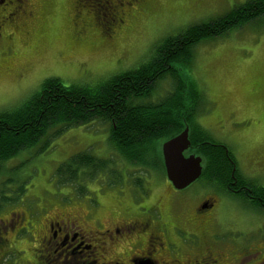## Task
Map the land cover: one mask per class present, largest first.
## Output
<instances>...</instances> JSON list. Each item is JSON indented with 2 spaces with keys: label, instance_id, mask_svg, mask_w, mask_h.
<instances>
[{
  "label": "rangeland",
  "instance_id": "obj_1",
  "mask_svg": "<svg viewBox=\"0 0 264 264\" xmlns=\"http://www.w3.org/2000/svg\"><path fill=\"white\" fill-rule=\"evenodd\" d=\"M78 3L77 9L85 12L84 16L78 12L83 17L78 26H84L82 33L74 26ZM174 3L152 4L146 15L133 19L131 27H112L109 37L108 14L95 0H37L34 19L16 26L14 36L5 37L0 45L1 51L6 40L16 51L0 55V110L38 92L47 78H58L65 86H95L148 60L154 46L170 33L218 20L232 6L237 13L241 6L255 2L180 0L176 7ZM90 9L98 14L89 15ZM191 51L190 66L177 67L187 90H199L196 121L212 140L228 148L238 178L264 187V14L228 34L197 43ZM175 86L177 81L170 77L157 81L143 103L160 101ZM45 140L0 165V197L8 199L0 200V264H52L39 239L45 234L44 219L57 212L70 218L89 214L88 229L101 231L97 227L109 223L111 211L130 207L132 193H144L138 199L143 204H159L161 212L171 208L176 218L184 219L203 187L215 186L203 179L178 191L160 170L128 165L110 147L108 125L98 121L64 130L41 152ZM81 152L110 164L94 179L80 169L78 180L57 183L56 169ZM221 201L218 224L222 230L224 226L264 240V211L257 212L230 196ZM15 212L23 213L28 227L32 225L28 231H12L14 224L22 222Z\"/></svg>",
  "mask_w": 264,
  "mask_h": 264
},
{
  "label": "trees",
  "instance_id": "obj_2",
  "mask_svg": "<svg viewBox=\"0 0 264 264\" xmlns=\"http://www.w3.org/2000/svg\"><path fill=\"white\" fill-rule=\"evenodd\" d=\"M244 8L248 13L231 12L223 19L234 18L230 26L236 28L264 14V3H246L238 10ZM223 19L208 26H189L175 35H168L154 46L148 60L95 86H65L55 77L43 80L38 92L15 106L0 110V165L20 153L30 152L43 139L46 140L41 152L64 130L98 121L108 125V143L120 159L130 166L150 167L164 174L160 143L188 127V154L202 158V180L225 189L231 182V174L235 177L237 174L234 158L225 145L212 140L196 121L199 90H187L177 67L190 66L191 49L197 43L225 34L227 27L217 31ZM165 77L177 81V86L160 101L143 103L150 97L154 84ZM109 164L110 160L99 159L89 152L75 154L56 169L57 183L78 180L80 169L89 171L94 179L96 173ZM237 180L264 201V187L244 179ZM23 191L21 187L20 192ZM0 200L8 199L4 195ZM243 201L259 208V204L252 205L249 199L243 198Z\"/></svg>",
  "mask_w": 264,
  "mask_h": 264
},
{
  "label": "flooded vegetation",
  "instance_id": "obj_3",
  "mask_svg": "<svg viewBox=\"0 0 264 264\" xmlns=\"http://www.w3.org/2000/svg\"><path fill=\"white\" fill-rule=\"evenodd\" d=\"M95 1L100 4L104 13L108 14L109 37L112 34V27L116 28L115 30L131 27L133 19L146 15L152 4L157 5L160 2V0ZM174 1L176 7L180 0ZM253 1L257 3L260 0ZM36 3L37 0H0V45L5 37L14 36L17 32L14 29L16 26H22L26 20L31 22L34 19ZM77 6L80 7V3L75 5L74 16L77 15V24L74 26L76 25L77 30L82 33L84 26L79 28L78 26L83 17L78 12L83 16L85 12L78 10ZM38 7L40 9V3ZM231 8L227 15L234 12L235 7ZM247 10L244 8L235 14L248 13ZM89 13L91 16L98 14L91 9ZM236 15L234 17H237ZM215 21L202 22L198 25L208 26ZM233 22L234 18L223 19L217 31L220 32L227 27L225 34H228L234 29L230 26ZM186 28L185 26L169 35H175ZM5 42L6 46L1 49L0 55L9 52L16 54L15 47H9L10 44L6 40ZM233 175L231 174V182L225 189L218 185L203 187V192L192 209L190 208L191 211L185 210L189 212L184 213V219L176 218L171 213V208L161 212L159 204H143L138 199H143L144 193L136 196L132 193L129 196L130 207L125 206L111 211L109 223L105 227L102 223L97 227L101 231L88 229L89 214L70 218L69 215L63 216L57 212L44 219L45 234L39 239L40 243H43L42 250L48 261L49 258L52 260V264H264V240L257 241L248 235L249 232L235 233L226 230L224 226L222 230L218 224L221 220L218 211L219 207L222 208L221 199L229 200V196L241 204H245L243 198L249 199L252 205L259 204V208L252 209L264 211L262 198L260 196L256 198L252 194L253 190L247 185H240L236 178L238 176ZM198 181H202V178ZM207 193L209 195H206ZM13 215L17 219H22L17 227L16 224L12 226L15 233L28 231L32 227V225L28 227V222L24 221L23 213L15 212Z\"/></svg>",
  "mask_w": 264,
  "mask_h": 264
},
{
  "label": "water",
  "instance_id": "obj_4",
  "mask_svg": "<svg viewBox=\"0 0 264 264\" xmlns=\"http://www.w3.org/2000/svg\"><path fill=\"white\" fill-rule=\"evenodd\" d=\"M189 128L159 145L161 162L166 181L174 190H184L201 176L203 160L199 155L188 154Z\"/></svg>",
  "mask_w": 264,
  "mask_h": 264
}]
</instances>
